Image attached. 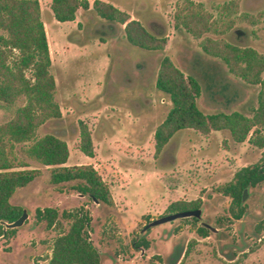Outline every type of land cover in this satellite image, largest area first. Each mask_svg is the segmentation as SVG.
<instances>
[{
	"label": "rangeland",
	"instance_id": "374dc122",
	"mask_svg": "<svg viewBox=\"0 0 264 264\" xmlns=\"http://www.w3.org/2000/svg\"><path fill=\"white\" fill-rule=\"evenodd\" d=\"M88 1L73 19L58 21L50 0H38L60 116L39 125L36 136L50 132L62 138L68 149L63 164L90 163L112 202L90 199L72 187L74 181L50 182V165L26 157L16 144L13 154L38 173L9 198L28 214L21 225L0 233V264H47L53 238L69 225L60 213L76 209L90 215L87 232L101 264H264V180L246 187L238 217L228 211L230 197L216 189L238 167L259 160L261 148L247 138L233 141L225 128L207 134L181 128L156 154L153 145L154 128L170 106L168 95L154 85L163 55L198 78L200 109L251 115L259 84L229 76L201 46L227 41L264 54V0H104L164 36L163 48L156 50L130 44L123 24L100 17ZM190 10L200 17L195 34L179 23ZM11 114L12 108L0 104V123ZM79 120L89 130L92 156L78 149ZM259 131L264 134V124ZM197 197V219L151 224L167 213L169 202ZM44 206L57 210V223L47 226L36 218L35 208ZM201 223L209 226L204 236L196 231ZM134 237H143L145 246L134 247Z\"/></svg>",
	"mask_w": 264,
	"mask_h": 264
},
{
	"label": "trees",
	"instance_id": "16d2710c",
	"mask_svg": "<svg viewBox=\"0 0 264 264\" xmlns=\"http://www.w3.org/2000/svg\"><path fill=\"white\" fill-rule=\"evenodd\" d=\"M49 7L58 21L71 20L77 8H88V0H50ZM91 7L105 19L123 24L126 40L143 49H162L164 36L149 32L138 19L104 0H92ZM178 15V14H176ZM184 27L193 34L200 28L195 24L200 17L191 10L181 16ZM178 21H174L177 25ZM196 29V30H195ZM203 51L219 58L228 75L245 83L259 84L256 106L251 115L236 109H220L205 112L197 105L202 92L198 78L183 72L167 55H163L155 75V87L170 99L163 119L153 131L154 153H158L170 136L178 129L192 128L202 134L225 128L233 141L245 138L261 148L259 160L238 167L226 182L216 189L230 197L229 213L238 217L242 212V191L264 180V134L259 125L264 124V54L250 46H240L227 41L220 45L202 43ZM50 57L38 0H0V104L12 108V114L0 123V220L11 221L22 207L9 201L17 187L29 183L38 168L27 167L25 159H17L13 148L20 144L26 157L44 165H50L49 181L52 183L74 181L72 187L96 202L110 204L111 193L106 182L90 163L63 164L68 155L65 141L57 135L45 132L36 136L39 125L50 118L60 116L54 98L55 82L50 72ZM29 70V74L25 73ZM210 84L207 85L209 88ZM78 149L85 155H93V145L87 126L79 120ZM200 198L178 199L169 202L167 213L199 208ZM36 218H43L47 226L57 223V210L52 206L36 207ZM68 218L65 231L52 241L47 264H101L100 253L91 242L87 227L90 215L86 211L63 210ZM197 216L191 215L193 220ZM1 225V224H0ZM14 228L6 229V232ZM209 226L201 223L196 227L199 235L207 234ZM0 233H3L0 228ZM131 244L145 246L143 237H134Z\"/></svg>",
	"mask_w": 264,
	"mask_h": 264
},
{
	"label": "water",
	"instance_id": "95a60500",
	"mask_svg": "<svg viewBox=\"0 0 264 264\" xmlns=\"http://www.w3.org/2000/svg\"><path fill=\"white\" fill-rule=\"evenodd\" d=\"M244 192H245V189H243V191H242V198L244 196ZM27 214H28L27 208L25 206H22V210H21L20 214L15 219H13L11 221L0 220V223H2V231L4 232V230L7 227L10 228V227H15V226L21 225L23 223L24 219L26 218ZM199 214H200V208L169 212V213L162 214V215L152 219L151 224L160 223L163 221H168V220H171L173 218L181 217V216H191V215L199 216Z\"/></svg>",
	"mask_w": 264,
	"mask_h": 264
},
{
	"label": "crops",
	"instance_id": "0c3cea01",
	"mask_svg": "<svg viewBox=\"0 0 264 264\" xmlns=\"http://www.w3.org/2000/svg\"><path fill=\"white\" fill-rule=\"evenodd\" d=\"M39 9H40V15H41V11H42V9H41V5L39 4ZM42 22L44 23V21L42 20Z\"/></svg>",
	"mask_w": 264,
	"mask_h": 264
}]
</instances>
